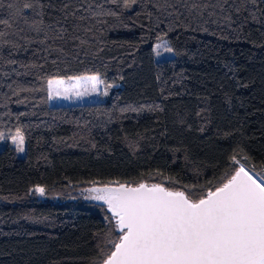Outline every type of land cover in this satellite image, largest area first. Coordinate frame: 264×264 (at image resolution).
Segmentation results:
<instances>
[{
    "label": "trees",
    "instance_id": "1",
    "mask_svg": "<svg viewBox=\"0 0 264 264\" xmlns=\"http://www.w3.org/2000/svg\"><path fill=\"white\" fill-rule=\"evenodd\" d=\"M25 2L34 0H0V132L19 128L26 140L22 158L0 150V264H100L120 233L87 198L92 181L163 183L197 199L239 166L233 156L264 175V0H228L223 10L189 0L208 7L180 8L185 26L165 0ZM48 25L66 28L64 39ZM164 38L175 55L158 62ZM85 74L101 76L104 100L49 103L48 79Z\"/></svg>",
    "mask_w": 264,
    "mask_h": 264
},
{
    "label": "snow or ice",
    "instance_id": "2",
    "mask_svg": "<svg viewBox=\"0 0 264 264\" xmlns=\"http://www.w3.org/2000/svg\"><path fill=\"white\" fill-rule=\"evenodd\" d=\"M112 2L115 3L116 0ZM165 2L167 7L173 9L168 15L174 16L177 22H181L183 15L180 8H185L191 16L193 9L202 7L206 10L208 7L207 4H189V0ZM227 2L228 0H218L215 7L223 10V4ZM250 2L256 5L258 0ZM137 3L138 0H123L125 9ZM37 6L41 10L55 7L51 2L44 5L40 0H34L25 2L23 9ZM69 6L65 3L59 10L66 12ZM76 11L67 13L65 19L68 15L75 17ZM15 14L23 15L20 9ZM40 14L37 12V15ZM89 15L95 19L100 16H116L117 13L89 10ZM198 15L202 16L203 12ZM214 15V12L209 13V16ZM84 18L79 17L80 20ZM224 20L232 23L231 16H225ZM98 23L104 21L100 20ZM0 24H8V21L0 20ZM30 26L41 31L35 23ZM179 26L185 25L181 22ZM186 26L190 27L191 21ZM48 29L56 31L57 39H64L67 32L66 28L57 29L55 25H48ZM203 30L207 31V28ZM80 43L86 42L81 40ZM161 47L166 52L173 51L166 44L156 45L158 50ZM67 80L75 81V84L64 87V78L53 77L47 80L49 99L57 96L69 98L67 93L75 90L76 85L90 84L91 90L96 91L97 86L104 83L99 74L68 77ZM110 87L113 85L106 86ZM76 94L83 96L86 91ZM107 94L105 90L104 95ZM128 110L140 111L136 108L124 111ZM5 138V134L0 132V140ZM11 140L17 146V151H24L25 138L19 128L11 136ZM232 161L239 165L232 174L215 186L214 190L208 189L206 194L197 199H193L186 190L165 187L163 183L117 180L95 186L99 182L92 181L94 186L85 189L89 194L87 198L102 201L107 206L111 213V217L107 219L114 221V227L120 232L117 239H109L112 250L103 254L100 264H264V175L253 174L235 156ZM187 187L184 186L185 189ZM32 191L40 196L46 195L43 186L37 185Z\"/></svg>",
    "mask_w": 264,
    "mask_h": 264
},
{
    "label": "rangeland",
    "instance_id": "3",
    "mask_svg": "<svg viewBox=\"0 0 264 264\" xmlns=\"http://www.w3.org/2000/svg\"><path fill=\"white\" fill-rule=\"evenodd\" d=\"M157 44H161V45L166 44L168 47H170L169 41L166 38L158 40L154 44V47H153L155 61L159 62V61L167 60V59L174 57V55H175L174 51H172L171 53L166 52L163 50V47H161L158 50L156 48ZM158 52H159V54H158ZM85 75H93V74H85ZM85 75H76V76H85ZM71 77H75V76H71ZM58 78H64L65 79L66 83H65L64 87H71L72 85L75 84V81H68L67 80L68 77H58ZM100 78H101V76H100ZM84 91H86V94L83 96H78L76 94L77 92H84ZM67 95L69 97L67 99L63 98V96H57L56 98L49 99V103L51 105H78V104H85V103L100 102V101L104 100V96L102 94V84H99L97 86L96 91L91 90L90 84H88V85H76L75 90L70 91L69 93H67ZM14 133L15 132L4 133L6 138L4 140H0V150L4 149L7 145L12 146L13 148H15L18 157L22 158L26 155V140L24 143V151L23 152L17 151V146L11 140V136ZM36 195L40 198H46V195L40 196L38 193H36Z\"/></svg>",
    "mask_w": 264,
    "mask_h": 264
},
{
    "label": "water",
    "instance_id": "4",
    "mask_svg": "<svg viewBox=\"0 0 264 264\" xmlns=\"http://www.w3.org/2000/svg\"><path fill=\"white\" fill-rule=\"evenodd\" d=\"M148 184H153V183H148ZM95 186H102V185H95ZM91 187H93V186H91ZM97 204H99V205H102V206H104V207H106V209H107V206L102 202V201H96V200H94ZM109 212V211H108ZM110 213V212H109ZM110 215H111V213H110ZM115 223V222H114ZM117 229V228H116ZM117 231L119 232V229H117ZM120 233V232H119Z\"/></svg>",
    "mask_w": 264,
    "mask_h": 264
}]
</instances>
